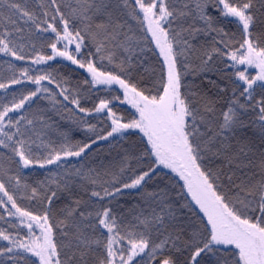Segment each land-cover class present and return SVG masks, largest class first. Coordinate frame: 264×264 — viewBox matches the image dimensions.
Segmentation results:
<instances>
[{"label":"snow or ice","instance_id":"snow-or-ice-1","mask_svg":"<svg viewBox=\"0 0 264 264\" xmlns=\"http://www.w3.org/2000/svg\"><path fill=\"white\" fill-rule=\"evenodd\" d=\"M0 264H264V0H0Z\"/></svg>","mask_w":264,"mask_h":264},{"label":"rangeland","instance_id":"rangeland-1","mask_svg":"<svg viewBox=\"0 0 264 264\" xmlns=\"http://www.w3.org/2000/svg\"><path fill=\"white\" fill-rule=\"evenodd\" d=\"M0 59H2V57H0Z\"/></svg>","mask_w":264,"mask_h":264}]
</instances>
